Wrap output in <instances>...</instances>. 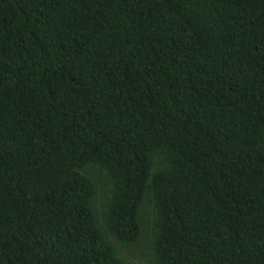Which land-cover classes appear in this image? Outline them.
<instances>
[{
    "label": "trees",
    "instance_id": "1",
    "mask_svg": "<svg viewBox=\"0 0 264 264\" xmlns=\"http://www.w3.org/2000/svg\"><path fill=\"white\" fill-rule=\"evenodd\" d=\"M90 165L156 264H264V0H0V264H125Z\"/></svg>",
    "mask_w": 264,
    "mask_h": 264
},
{
    "label": "rangeland",
    "instance_id": "2",
    "mask_svg": "<svg viewBox=\"0 0 264 264\" xmlns=\"http://www.w3.org/2000/svg\"><path fill=\"white\" fill-rule=\"evenodd\" d=\"M163 158L155 156V170L162 168ZM96 185L94 207L98 215V221L104 230L108 240L116 247L119 257L125 264H156L153 254V243L156 234V210L152 201V195L148 192L139 212V221L142 227L140 238L132 244H123L111 236L106 227V210L109 203L112 182L101 167L90 165L84 170Z\"/></svg>",
    "mask_w": 264,
    "mask_h": 264
}]
</instances>
